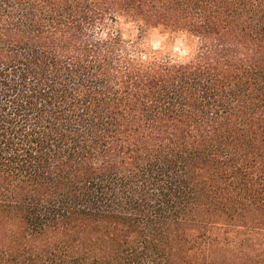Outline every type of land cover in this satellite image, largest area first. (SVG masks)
<instances>
[{
    "label": "trees",
    "instance_id": "16d2710c",
    "mask_svg": "<svg viewBox=\"0 0 264 264\" xmlns=\"http://www.w3.org/2000/svg\"><path fill=\"white\" fill-rule=\"evenodd\" d=\"M0 264H264V0H0Z\"/></svg>",
    "mask_w": 264,
    "mask_h": 264
},
{
    "label": "rangeland",
    "instance_id": "374dc122",
    "mask_svg": "<svg viewBox=\"0 0 264 264\" xmlns=\"http://www.w3.org/2000/svg\"><path fill=\"white\" fill-rule=\"evenodd\" d=\"M117 28L122 32L124 39L128 44L129 42L138 43V47L146 52L159 49L162 45L163 37L159 30H152L147 38L144 41H141L139 38V30L135 24L121 18L118 21ZM126 41L122 42V44L126 45ZM172 50L180 58H185L189 55L187 41L182 37H178L174 40Z\"/></svg>",
    "mask_w": 264,
    "mask_h": 264
}]
</instances>
